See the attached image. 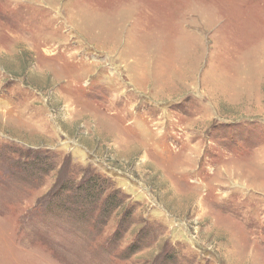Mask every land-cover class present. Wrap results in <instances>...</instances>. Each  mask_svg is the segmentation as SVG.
Segmentation results:
<instances>
[{
	"label": "rangeland",
	"instance_id": "1",
	"mask_svg": "<svg viewBox=\"0 0 264 264\" xmlns=\"http://www.w3.org/2000/svg\"><path fill=\"white\" fill-rule=\"evenodd\" d=\"M0 264H264V0H0Z\"/></svg>",
	"mask_w": 264,
	"mask_h": 264
}]
</instances>
